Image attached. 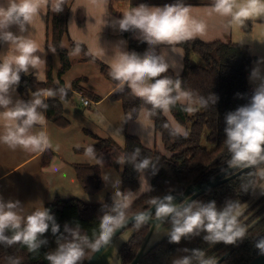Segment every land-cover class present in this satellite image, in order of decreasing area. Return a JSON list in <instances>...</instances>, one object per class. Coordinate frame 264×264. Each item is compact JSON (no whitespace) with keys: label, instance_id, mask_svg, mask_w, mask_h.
<instances>
[{"label":"clouds","instance_id":"clouds-1","mask_svg":"<svg viewBox=\"0 0 264 264\" xmlns=\"http://www.w3.org/2000/svg\"><path fill=\"white\" fill-rule=\"evenodd\" d=\"M47 4L48 0H7L6 6L0 4V41L15 48L16 54L5 57L0 61V109L6 120L13 121L11 125H5V131L0 135V143L8 145L15 150L17 147L25 151L43 153L52 147L46 131L33 133L36 125L44 127L46 118L44 112L38 109H47L45 98L55 97L57 92L53 89L37 90L28 101L16 100L12 93L16 91L21 81V73L28 74L29 69H39L45 61L41 59L38 46L29 37L16 35L9 29L17 25L21 33L27 31V26L32 23L33 17L38 13L41 4ZM65 0H53L52 11H63ZM213 11L223 16H231L233 24H243L253 14L264 12V0H246L244 4H238L237 0H215ZM190 6L176 0V3L164 6H149L141 3L123 13V17L113 22L118 25L121 32H138V38L146 41L150 46L144 54L135 51H121L119 56L110 65L111 77L118 81V88L122 90L127 86L131 92L152 105L153 113L159 109L167 113L177 103L187 106L183 110L192 115L200 108L208 105V100L200 97L196 100L189 91L182 90L181 81L173 80L163 74L168 72L169 63L164 55L155 54V46L167 44L174 45L194 39L202 35L205 26L190 17ZM124 43V42H123ZM119 46V45H118ZM55 51L54 49L52 50ZM81 47L77 43L75 51L71 55L79 54ZM88 54L91 53V49ZM264 58L257 61L250 75V81L256 84L254 94L249 103L238 107L235 111L228 112L225 116L226 127L224 129L225 144L230 153L228 166L230 168H256L253 174L258 181H264ZM67 95L64 88L60 89V99ZM240 95V94H238ZM212 103H216L217 97L212 95ZM165 127L169 125L165 124ZM171 135H184L187 133L179 125L171 128ZM85 156L90 160H96L98 164L103 161L97 159L94 146L85 148ZM139 149L128 158L121 156L117 163H133L135 170L142 175L151 170L152 175L158 171L157 163L150 158H144L137 162ZM107 181L108 177H103ZM258 181H249L253 186ZM120 180L115 181L113 187L115 202L112 213H105L101 218L100 234L90 240L86 235L82 236L79 226L75 228L65 224L64 233H61L51 210L42 207L37 208L31 214L24 215L19 200L5 201L0 196V244L12 246L22 243L30 252H36L42 245L48 243L42 239L51 229L57 236L58 247L54 252L47 254L49 264H84L86 249L97 252L102 247L111 243L114 234L128 223L127 210L130 207L132 193L120 192ZM244 191L248 192V187ZM264 191V185H260ZM175 197L171 194L162 199H154L156 206L155 217L162 222L170 223V242L179 244L183 238L199 235L206 232L203 239L209 244L224 243L233 245L237 240H242L247 229L239 222L240 205L237 202H228L223 209H218L215 201L198 204L195 201L176 204ZM150 219L146 213H139L132 218L136 228H140ZM63 242H60V241ZM258 254L264 255V238L256 243ZM191 255L183 256L174 261V264H215L212 258H205L201 249H187ZM9 264H20L18 259L9 258Z\"/></svg>","mask_w":264,"mask_h":264},{"label":"trees","instance_id":"trees-1","mask_svg":"<svg viewBox=\"0 0 264 264\" xmlns=\"http://www.w3.org/2000/svg\"><path fill=\"white\" fill-rule=\"evenodd\" d=\"M70 7L68 0H65L63 11L56 13L52 11L49 2V30L52 47L59 53L61 68L58 73V81L53 76L51 58L47 60V79L39 81L33 74L21 73V81L17 90L21 100L28 101L30 95L37 90L53 89L57 92L55 97L45 99L47 109H41L47 120L61 128H68L71 123L64 115V102H75L76 93H83V97H91L95 101H100V97L92 92L85 90L82 83L86 78L81 77L74 80L72 87L67 88L62 79L66 71L72 66L69 57L70 50H75L77 42L70 41V48L62 46L63 37L68 34V18ZM247 30V26L244 27ZM128 41L130 52L135 51L144 54L149 50V45L133 38L134 32H121ZM82 54L81 61H95L101 67L103 75L115 84H119L110 75V67L101 62L92 54H88V48L79 43ZM179 45L185 50V68L182 74L176 75L172 70L164 73L173 80L181 81L182 90L189 91L196 100L203 97L208 100L206 107L200 108L196 113L189 115L183 108L187 105L177 103L170 110L175 119L183 126L188 128L187 136L171 135L173 125L168 120L165 113L159 109L153 113L152 105L146 103L142 98L135 96L131 90L125 86L112 95V100L121 101L127 120L138 118L141 110L146 109L151 119L155 123L156 130L161 135L167 150L172 153L169 158L163 153L152 150L143 145L141 140L133 135L127 134L124 145L118 144L114 139H104L86 131L92 135L97 143L94 146L96 157L102 160V165L118 168L117 160L123 156L130 157L136 149H139L137 162L144 158H150L157 163L158 171L152 175L151 170L147 171L151 175V189L134 201L127 210L128 218L140 212L149 210L154 199H161L170 193H182L187 187L195 185L202 180L210 170L216 166L227 163L230 160V153L225 144V116L228 112L235 111L238 107L249 103L254 91L249 86V73L252 64V56L249 51L241 44L234 42L225 43L217 41L207 43L199 39H191L180 42ZM155 51V50H154ZM155 54L158 53L155 51ZM191 54L199 55L205 62L204 66L193 65L190 62ZM64 88L67 95L63 100L60 99V89ZM240 94V95H238ZM212 95L217 97L216 103H212ZM165 124L169 127H165ZM206 132L207 140L212 145L208 149L202 145V138ZM85 152L84 149H79ZM44 166H49L51 157L46 158ZM122 188L123 191H136L139 187L141 173L135 170L133 163L123 164ZM261 167H264L262 165ZM77 179L84 190L91 195L101 191L105 184L102 178L101 164L95 165H74ZM257 171L252 168L242 175L232 179L215 189L201 195L195 200L198 204L215 201L218 209H223L230 201L239 203L240 207L246 204L256 188V183L249 186V181H257L258 178L253 174ZM244 186L248 187V192L244 191ZM114 201L109 194L103 204H87L81 199L70 198L62 199L56 197L53 201L47 202L45 207L51 210L57 223L60 225L61 233H64L65 224L75 228H80L81 235H86L90 240L96 239L100 234L101 218L105 213H112ZM259 207V209H258ZM252 214V215H251ZM251 215V216H249ZM249 216V217H248ZM248 217V218H247ZM247 218V219H245ZM241 225L247 229L246 235L242 240H237L233 245L224 243L209 244L203 237L206 232L199 235L183 238L179 244L171 243L170 238L152 250L138 264H174V261L183 257L190 256L191 252L183 251L185 248L201 249L205 253V258H212L215 264H249L254 258L259 256L256 243L264 238V195L244 214L239 217ZM136 232L133 239L125 245L122 251L124 264H129L136 256L145 235L149 231V225L143 224L136 228L134 224L130 226ZM47 239L48 243L42 245L36 252H30L27 246L17 243L12 246L0 244V264H9V258L18 259L20 264H49L46 256L54 252L57 245V236L53 235L51 229L42 239ZM60 242H63L62 240ZM95 252L86 249V259L84 264ZM193 264H196L194 261Z\"/></svg>","mask_w":264,"mask_h":264},{"label":"crops","instance_id":"crops-1","mask_svg":"<svg viewBox=\"0 0 264 264\" xmlns=\"http://www.w3.org/2000/svg\"><path fill=\"white\" fill-rule=\"evenodd\" d=\"M77 1V2H76ZM68 0L70 13L68 18V34L63 37L62 46L70 48V41L84 44L88 50L91 49L93 56L110 66L119 56L121 51H129L128 41L121 34L118 25L112 29V24L123 17V13L130 8L141 3L149 6H164L165 4L176 3V0H83L78 2ZM49 2L41 4L38 13L33 17L32 23L27 26V31L21 33L17 25H13L9 30L16 35H23L32 39L38 46L36 53L44 60L42 51L43 39L46 41L47 18L49 16ZM190 6V17L205 26L202 35L195 36L194 39L212 43L223 41L225 43H241L242 33L246 31L245 21L251 20V30L261 22L260 17H249L244 23L233 24L231 16H223L213 11L215 0H181ZM0 4L6 6L7 0H0ZM253 16V15H252ZM256 16V15H255ZM47 29V27H46ZM49 31V25H48ZM113 31V32H112ZM247 32V31H246ZM139 33L134 32L133 38H138ZM124 42V43H123ZM146 42V41H144ZM147 43V42H146ZM119 45V46H118ZM150 47V46H149ZM49 48L44 50L45 55L53 56V71L56 74L60 64V57L57 51ZM154 50L158 55H164L169 63V69L177 76L182 74L185 68V50L179 45L162 44L155 46ZM71 68L65 72L62 79L67 88H71L75 79L84 77L86 81L82 83L85 90L100 97V101H95L91 97V104L84 106L81 103L83 93H76V101L64 102V115L70 121L68 128H61L47 120L44 127L34 126L33 133L46 131L51 141L52 147L47 149L46 158L51 157L49 166H44L45 152L25 151L20 147L15 150L4 143H0V196L5 201L19 200L26 216L37 208L45 207L47 202L53 201L56 197L62 199L79 198L87 204H103L110 194L115 202V192L113 187L115 181L123 175V165L118 168L107 167L101 164L102 178L108 179L103 182L105 187L98 193L88 194L77 179L74 165H95L96 160H90L85 156L84 149L97 143V140L86 134V131L98 137L112 138L118 144L123 145L127 134L138 137L144 146L152 150H159L162 145V138L156 130L155 123L151 119L146 109L141 110L138 118L127 120L123 104L121 101L112 100V95L120 90L118 85L106 78L101 72L99 64L95 61L81 62L79 54L71 55ZM16 54L15 48L8 43L0 41V61L5 57H12ZM61 67V65H60ZM75 72V75H73ZM29 73L37 77L39 81L47 79L44 65L39 69H29ZM72 75L74 77H72ZM58 81V79H55ZM251 90L255 88L250 87ZM33 94L30 95L29 100ZM84 96V95H83ZM14 102L21 100L18 90L12 93ZM140 98V97H139ZM48 99V98H45ZM3 109H0L2 113ZM41 111V109H38ZM42 112V111H41ZM45 115V114H44ZM13 121L6 120L0 115V135L5 131V125H11ZM148 178V174H143ZM141 174V178H143ZM120 192L122 187L119 185ZM131 191V190H126ZM139 195L138 193L136 194ZM139 198V197H138ZM133 197L131 196V201Z\"/></svg>","mask_w":264,"mask_h":264},{"label":"water","instance_id":"water-1","mask_svg":"<svg viewBox=\"0 0 264 264\" xmlns=\"http://www.w3.org/2000/svg\"><path fill=\"white\" fill-rule=\"evenodd\" d=\"M225 167H227L225 171L213 177L212 179H209L206 182L200 181L195 186L191 185L187 187L182 195L170 193L175 197L174 203L181 204L182 202L187 203L195 201L201 195L232 179H235L244 172L252 169L241 167L230 168L228 163L220 166L219 169H223ZM155 211V205H153L149 210L143 211V213L148 214L150 217L147 222L149 225V231L145 235L136 256L129 264H138L143 258L151 253L154 248L163 243L165 239L170 238L169 232L171 230V224L157 220L156 217H154ZM136 215L128 218V223L125 225V227L119 229L114 234L111 243L95 252L85 264H124L122 251L125 245L128 244L136 234L135 230L130 228V226L134 224L132 218ZM249 264H264V255L257 256Z\"/></svg>","mask_w":264,"mask_h":264},{"label":"rangeland","instance_id":"rangeland-1","mask_svg":"<svg viewBox=\"0 0 264 264\" xmlns=\"http://www.w3.org/2000/svg\"><path fill=\"white\" fill-rule=\"evenodd\" d=\"M73 1L75 2L76 0H72V2ZM81 1H83V0H78V2H81ZM237 3L238 4H244V3H246V0H237ZM251 17H260V19H262V20H261L260 23H258L256 25V28L254 30H253V28L251 30L252 21L251 20H246L245 21V24H246L247 28H249V30H247V32L244 31V33H242V36H243L242 40L243 41L240 44L243 45V47H245L249 51L251 56H252V64H251V69H250L249 79L248 80H249V86L255 88L256 84L250 81V75H251V71L253 70V68L256 67L257 61H259L261 58H264V12H260L258 14H253V16H251ZM48 25H49V19L47 18V25L45 26L46 41L44 39L42 40L43 41V47H41L42 48L41 52H43V54H44V61H45L44 68H45V71H46V75H47V62H48L47 58L48 57L51 58L52 67H53V56L50 55V54L45 55L44 50L47 51L49 48L54 49L52 47V45H51L50 30L48 31ZM46 27H47V29H46ZM114 28L115 27L112 24V29H114ZM77 43H79V42H77ZM237 44H239V43H237ZM70 51H75V50L71 49ZM79 56H80V61H81L82 54L80 53ZM81 62H83V61H81ZM190 62L193 65H200V66H204L205 65V62L203 61V59L197 54H191ZM60 65H61V62L59 64V68L56 71V74L53 71V76H54L55 79H58V73H59V70L61 68ZM260 66H261L262 69H264V64H262ZM28 74H30V73H28ZM73 75H75V72H74ZM73 75H72V77H74ZM183 105H187L186 102ZM165 115L167 116L168 120L171 122V124L173 126L179 125L180 127H182L184 129V131L187 134L189 133L188 132V128L183 126L180 122H178L175 119V117L173 116L171 110H169L167 113H165ZM162 142H163V140H162ZM123 145H124V141H123ZM202 145L204 147L208 148V149L212 148V145L207 140L206 132H205V134L203 135V138H202ZM157 151L160 152V153H163L164 155H166L169 158L172 156V153L169 150L166 149L164 143H162V145L160 146L159 150H157ZM145 174H148V176H150V173H148V172H146ZM119 180L121 181L120 187H122V176H121V178ZM260 185H264V181H258V183H256V188H255L254 192L252 193V196H251L250 200L246 204H244L242 207H240L241 215L244 214L245 212H247L253 206V204H255L264 195V191H262L260 189ZM150 189H151V177L148 178L147 176L143 175V178H141L139 180V187H138V189L136 191H132V190L131 191H125V194H127L129 192L132 193L133 199L130 202V205H132L134 203V201H136V199L138 197H140L141 195L149 192ZM122 191H123V188H122ZM137 193L139 194L138 196L136 195ZM258 209H259V207H258ZM251 215H249V216H251ZM247 218H245V219H247Z\"/></svg>","mask_w":264,"mask_h":264},{"label":"flooded vegetation","instance_id":"flooded-vegetation-1","mask_svg":"<svg viewBox=\"0 0 264 264\" xmlns=\"http://www.w3.org/2000/svg\"><path fill=\"white\" fill-rule=\"evenodd\" d=\"M228 163V162H227ZM227 163H224V164H227ZM224 164H221V165H218V166H216L213 170H210V172H208L207 174H206V176L202 179V180H200V181H204V182H206V181H208L209 179H212L213 177H215V176H217L218 174H220V173H222L223 171H225L226 169H227V167H225V168H223V169H219V167L220 166H222V165H224ZM199 181V182H200ZM198 182V183H199ZM198 183H196L195 185H197ZM195 185H193V186H195ZM184 192H182V193H177V194H179V195H182ZM147 211V210H146ZM154 217H155V215H154Z\"/></svg>","mask_w":264,"mask_h":264},{"label":"built area","instance_id":"built-area-1","mask_svg":"<svg viewBox=\"0 0 264 264\" xmlns=\"http://www.w3.org/2000/svg\"><path fill=\"white\" fill-rule=\"evenodd\" d=\"M81 103H82L84 106H89V105L91 104V100L88 99V98H84V97L82 96Z\"/></svg>","mask_w":264,"mask_h":264}]
</instances>
